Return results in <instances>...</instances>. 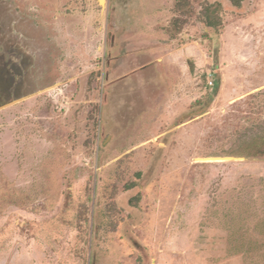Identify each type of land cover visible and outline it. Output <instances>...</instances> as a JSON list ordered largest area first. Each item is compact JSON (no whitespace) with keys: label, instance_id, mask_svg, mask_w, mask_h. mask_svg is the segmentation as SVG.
<instances>
[{"label":"rangeland","instance_id":"rangeland-1","mask_svg":"<svg viewBox=\"0 0 264 264\" xmlns=\"http://www.w3.org/2000/svg\"><path fill=\"white\" fill-rule=\"evenodd\" d=\"M176 4L0 0V264H264V0Z\"/></svg>","mask_w":264,"mask_h":264},{"label":"trees","instance_id":"trees-1","mask_svg":"<svg viewBox=\"0 0 264 264\" xmlns=\"http://www.w3.org/2000/svg\"><path fill=\"white\" fill-rule=\"evenodd\" d=\"M177 1V7L179 9H189L190 11L192 10V6H191V2H200L202 0H176ZM231 5H233L234 7H239L241 5V3L244 0H228ZM209 10V7L206 6V12ZM215 14V15H214ZM216 25L220 24V18L218 15H216V13L211 12V16L210 19L206 20V25L209 27H214Z\"/></svg>","mask_w":264,"mask_h":264},{"label":"bare ground","instance_id":"bare-ground-1","mask_svg":"<svg viewBox=\"0 0 264 264\" xmlns=\"http://www.w3.org/2000/svg\"><path fill=\"white\" fill-rule=\"evenodd\" d=\"M103 1H104V0H100V3L103 4Z\"/></svg>","mask_w":264,"mask_h":264}]
</instances>
